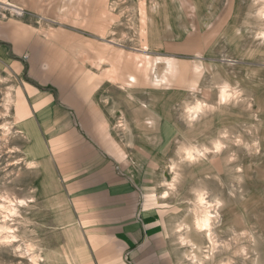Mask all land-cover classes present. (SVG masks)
Segmentation results:
<instances>
[{"label":"rangeland","instance_id":"1","mask_svg":"<svg viewBox=\"0 0 264 264\" xmlns=\"http://www.w3.org/2000/svg\"><path fill=\"white\" fill-rule=\"evenodd\" d=\"M19 1L37 6L41 26L80 31L71 33L85 43L58 48L73 58L61 66L91 67L106 80L92 113L129 180L167 211L175 264H264V0ZM15 86L0 61V196L27 202L9 224L18 253L1 245L0 264H67L59 187L29 167L12 128ZM189 148L204 153L200 161L187 164ZM200 191L219 204L213 244L193 226Z\"/></svg>","mask_w":264,"mask_h":264},{"label":"crops","instance_id":"2","mask_svg":"<svg viewBox=\"0 0 264 264\" xmlns=\"http://www.w3.org/2000/svg\"><path fill=\"white\" fill-rule=\"evenodd\" d=\"M36 7L19 0L0 3V61L16 83L12 128L24 155L59 187L62 260L175 264L167 211L129 180L105 145L103 118L92 113L106 80L91 67L61 66L73 58L58 48L84 38L71 33L80 31L41 26L31 11Z\"/></svg>","mask_w":264,"mask_h":264},{"label":"bare ground","instance_id":"3","mask_svg":"<svg viewBox=\"0 0 264 264\" xmlns=\"http://www.w3.org/2000/svg\"><path fill=\"white\" fill-rule=\"evenodd\" d=\"M162 82V81H161ZM228 92V91H227ZM229 94V93H228ZM231 94V93H230ZM12 96V95H11ZM226 94L225 92H223V90L220 92L219 94V101L220 102H223L225 101L226 99ZM231 96V95H230ZM11 98V97H10ZM10 98L7 97L6 99V103L8 104L10 102ZM231 98V97H230ZM229 98V99H230ZM227 100V99H226ZM199 102V101H198ZM12 103V102H11ZM200 103V102H199ZM195 104V103H194ZM220 104V103H219ZM225 104V103H224ZM204 106V105H203ZM191 107V106H190ZM189 108V107H188ZM207 108V107H206ZM209 108V107H208ZM203 109V108H202ZM189 110V109H188ZM200 110V106L198 105L194 110H193V114L190 113V116H189V120H193V117L196 116V114H198V111ZM206 110V109H204ZM188 112V111H187ZM187 112L185 113V116L187 114ZM203 113V111L201 112ZM209 113V112H208ZM205 114V113H204ZM195 115V116H193ZM202 116V115H201ZM199 117V116H198ZM187 119V118H186ZM152 118H149L148 119V122L149 124H151ZM186 122V121H185ZM190 122V121H189ZM187 122V123H189ZM154 124V123H153ZM196 124V123H195ZM187 125V124H186ZM190 126V125H189ZM4 131L8 132V129L6 128V126L4 127L3 129ZM191 145V144H190ZM194 147V145H192ZM223 146V145H222ZM186 147V146H185ZM199 149V148H198ZM221 149V146L220 144H216L215 147H214V150L215 151H219ZM184 150V149H183ZM222 151V150H221ZM220 151V152H221ZM210 152V151H208ZM184 153V152H182ZM207 153V152H206ZM205 153V154H206ZM216 153V152H215ZM181 155V154H180ZM182 156V155H181ZM180 156V157H181ZM204 156V153L201 152V151H198L197 148H189V149H186L185 150V154H184V159L188 162L187 164H193L195 162H198L200 161V158ZM181 159V158H180ZM203 159V158H202ZM173 162V161H172ZM13 163V162H12ZM16 163V162H15ZM14 163V164H15ZM18 164V163H17ZM11 165V164H10ZM29 167H34V162L31 163L29 162L28 163ZM27 165V166H28ZM36 166V165H35ZM10 167V166H9ZM176 167V165H175ZM179 166H177L178 168ZM26 169H28L26 167ZM30 169V168H29ZM33 168H31L32 170ZM41 171V170H40ZM171 171V170H170ZM175 171V170H174ZM179 171V170H177ZM171 173V172H170ZM174 174V173H173ZM178 174V173H177ZM181 175V174H180ZM6 176V175H5ZM176 176V175H175ZM178 176V175H177ZM175 177H173L174 179ZM179 178V176H178ZM177 179V178H175ZM5 180V179H4ZM31 180V179H30ZM179 180V179H178ZM174 181V180H173ZM177 182V181H175ZM173 183V182H172ZM178 183V182H177ZM176 184V183H174ZM179 184V183H178ZM2 185V184H1ZM8 185V184H7ZM10 185V184H9ZM173 185V184H172ZM3 186V185H2ZM18 186V185H17ZM17 189V188H16ZM30 189V188H29ZM168 189V188H167ZM20 190V189H19ZM26 190V189H25ZM171 190V189H170ZM192 190V189H191ZM22 191V190H21ZM32 191V190H31ZM169 191V189H168ZM172 191V190H171ZM175 191V190H174ZM5 192V191H4ZM12 192V191H11ZM14 193V191H13ZM166 193V192H165ZM195 193V192H194ZM206 193V192H205ZM205 193H202V191L200 192H197L195 195V200L192 199V201H194V205H193V212H194V215H195V219H194V222H193V226H194V229L196 232L198 233H202L203 236L207 237V239L209 240V242H211L212 244L214 243L213 241V237H212V231H211V226H212V221L214 219H216V217L218 218V208H219V204H218V201L215 199V197L212 196V199L211 200H207V198L205 197ZM9 194V192H8ZM31 194V193H30ZM170 194V193H169ZM176 193L174 192V195ZM5 195V194H4ZM12 195V194H11ZM15 195V194H13ZM23 195V194H22ZM168 195V194H167ZM193 195V193H192ZM9 196V195H8ZM24 197H25V194H24ZM211 197V196H209ZM1 200H2V203H0V247L2 245L3 246H6V247H10V248H14L16 250V252L18 251V249L20 248V245H18V237L16 235V232H15V229L12 227H10L11 225L10 222L12 221L11 218L13 216H17V210L21 207L23 208H26L24 207L25 204H27L26 200L24 199H19V200H13V199H9L8 197H1ZM11 198V197H10ZM20 198V196H19ZM26 198V197H25ZM34 199V198H32ZM166 199V198H165ZM192 203V202H191ZM223 205V204H222ZM31 212H32V209H31ZM20 213V212H19ZM193 214V213H192ZM48 216V215H47ZM13 217V218H15ZM19 218V217H18ZM17 218V219H18ZM19 219H22L21 217ZM219 220V219H218ZM22 221V220H21ZM14 222H12L11 224L12 225H16V224H13ZM20 225V224H19ZM33 226V225H32ZM47 226V225H46ZM21 227H25V226H22ZM43 228V227H42ZM189 228V227H188ZM24 229V228H23ZM47 229V228H46ZM45 229V230H46ZM183 229V228H182ZM48 230V229H47ZM189 230V229H188ZM17 231V230H16ZM31 231V230H30ZM34 231V230H33ZM183 231V230H182ZM48 232V231H47ZM181 232V230H180ZM179 232V233H180ZM188 233V232H187ZM197 233V235H199ZM185 234V233H184ZM196 235V236H197ZM31 236V235H30ZM29 236V237H30ZM34 236V235H33ZM200 236V235H199ZM198 236V237H199ZM202 236V237H203ZM201 237V238H202ZM215 237V236H214ZM180 238V237H179ZM20 240V239H19ZM191 240V239H190ZM30 241V240H29ZM62 241V240H61ZM197 241V240H196ZM182 244L183 243H187V244H191L190 242H187L186 240H182L181 241ZM193 243V242H192ZM22 244V243H20ZM198 244H200L198 242ZM217 244V243H216ZM23 246V245H22ZM70 246V245H69ZM193 246V245H192ZM213 246V245H212ZM215 246V245H214ZM35 249V248H34ZM69 249V248H68ZM22 250V249H21ZM50 250V249H49ZM14 251V250H13ZM30 251V248H27L26 249V252ZM46 251V250H45ZM71 251V250H70ZM15 252V251H14ZM72 252V251H71ZM18 253V252H17ZM73 253V252H72ZM40 254V253H39ZM74 254V253H73ZM77 256V255H76ZM51 257H54V253H52L51 255H48V256H45V260L46 261H50L51 260ZM31 260L33 263H36L37 262V256L33 255L30 256ZM39 258V257H38ZM79 258V257H77ZM61 259V258H60ZM76 259V258H74ZM42 260V259H41Z\"/></svg>","mask_w":264,"mask_h":264}]
</instances>
